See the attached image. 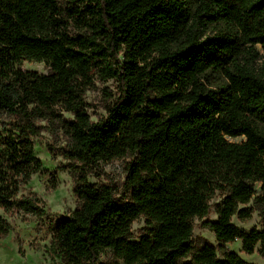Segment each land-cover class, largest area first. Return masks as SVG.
I'll use <instances>...</instances> for the list:
<instances>
[{
    "label": "trees",
    "instance_id": "1",
    "mask_svg": "<svg viewBox=\"0 0 264 264\" xmlns=\"http://www.w3.org/2000/svg\"><path fill=\"white\" fill-rule=\"evenodd\" d=\"M96 79L117 88L94 122L84 95ZM39 122L63 136L78 203L51 221L53 264H107L104 255L114 264H249L226 248L234 241L264 256V0H0L5 214L45 216L22 193L42 168ZM119 158L130 159L124 199L88 181ZM250 202L261 230L232 223L251 218ZM212 206L216 219L203 226L218 247L196 248L193 220ZM10 229L0 216V238Z\"/></svg>",
    "mask_w": 264,
    "mask_h": 264
},
{
    "label": "rangeland",
    "instance_id": "2",
    "mask_svg": "<svg viewBox=\"0 0 264 264\" xmlns=\"http://www.w3.org/2000/svg\"><path fill=\"white\" fill-rule=\"evenodd\" d=\"M260 63L256 64V68ZM21 68L26 71H35L39 74L47 72L42 63L25 62ZM117 83L113 80L102 82L94 80L93 85L85 92L84 101L90 120L97 122L105 118L107 108L112 103L116 93ZM65 118H71L64 114ZM40 134L34 139L35 156L41 161L42 168L35 174L29 184L23 188L22 193L36 197L40 206L45 211V216L37 218L33 216H21L15 213L5 214L0 209V216L7 220L11 229L8 234L0 238V264H53L46 247L51 239V221L74 210L78 203L73 194V179L67 168L68 161L60 154L63 145V136L57 126L50 122H39ZM243 138L229 139V141L240 142ZM129 158H119L101 164L100 168L92 169L88 174V181L92 184H108L115 188L116 195L121 199L126 198L124 191L126 180V164ZM259 185L255 186L258 190ZM122 193V195H121ZM220 197H216L212 204H216ZM252 207L251 218L240 221L232 218V223L245 231L252 229L261 230L258 211L252 202L246 205ZM216 215L214 208L210 209L208 216L202 220H193L192 241L197 248L207 242L218 247L213 233L203 226V221L214 220ZM144 219H137L132 225V237L137 239L143 232ZM229 251L236 253L243 261L249 264H264V256L258 254V246L253 254L247 255L241 250V243L234 241L226 245ZM101 260L107 264H114L110 256H102Z\"/></svg>",
    "mask_w": 264,
    "mask_h": 264
}]
</instances>
